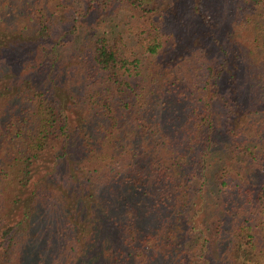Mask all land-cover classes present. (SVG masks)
I'll return each instance as SVG.
<instances>
[{"label":"trees","instance_id":"obj_1","mask_svg":"<svg viewBox=\"0 0 264 264\" xmlns=\"http://www.w3.org/2000/svg\"><path fill=\"white\" fill-rule=\"evenodd\" d=\"M94 1L138 16L126 22L136 45L105 31L63 67L59 48L79 27L54 37L64 0H0V264H214L199 219L216 105L236 122L246 96L264 103L253 59L264 40L177 37L154 20L164 0H91L89 12ZM192 1L194 28L208 18ZM230 136L232 155L264 163V136L260 151ZM220 174L229 250L216 264H264V181L228 164Z\"/></svg>","mask_w":264,"mask_h":264},{"label":"rangeland","instance_id":"obj_2","mask_svg":"<svg viewBox=\"0 0 264 264\" xmlns=\"http://www.w3.org/2000/svg\"><path fill=\"white\" fill-rule=\"evenodd\" d=\"M1 1H3V7L10 8V0ZM90 1L64 0L63 2L62 16L58 29L54 31V37L66 32H75L76 30L73 31L75 24H78L79 27L77 35L75 34L71 39L66 40L64 45L59 48V55L61 56L60 63L62 65H67L82 45L91 46L97 37L105 31L111 33L113 36L122 37L124 42L131 46L136 45V42L132 41L133 35L129 31L131 28L127 26L126 22L129 20V25L131 22L138 21L137 15L134 18H130L129 15H125L124 11H115L113 6L108 7L105 11L103 10L101 2L96 3L95 1L93 4L96 9L89 12L92 4ZM247 1L251 0H202L201 13L207 16L208 19H199V22H197L199 27L194 26L193 28V23L197 17L194 18L195 12L193 11L195 10V6L192 0H164L157 5V8L159 7L163 13H156L154 20L160 21L162 27L170 32H174L177 34V37L183 35L184 31L189 33V30L193 34L198 33V37L203 40L210 34L222 36L221 41L223 42L228 41L229 36L231 38L236 36L240 40L238 43H242V47H246L250 46L246 41H252L257 36L261 40H264L259 37L264 33V1L257 0L261 4L255 7H251V2ZM236 3L240 4V7H235ZM17 7L21 11L22 7ZM149 9H152V7ZM208 24H212V28H207ZM186 44H188V40H184L178 50L182 52ZM253 59L257 62L263 61L264 44L258 46L253 53ZM227 77L229 78V75ZM227 81L228 88H230L231 84L229 79ZM246 98L249 102V104H246L248 111L244 113L246 116H242L236 122L229 120V110H224L225 106L222 102L216 105L218 123L215 142L217 146L211 155L208 172L209 184L204 194L203 217L199 219L211 248L208 256L212 261H215L214 264L218 262L217 259L219 257L227 256L229 250V242L226 237L228 236V228L230 225L222 222L227 210L224 206L222 195L220 194L221 191L219 190L221 169L224 165H233L245 177L250 178L255 184V187H259L261 182L264 181V163L262 161L259 163H245L241 157L232 155L231 152L233 146L231 147L230 145L232 142L230 132L232 131L240 134L237 142L241 143L244 140H248L258 146L257 150L260 151L262 148L259 137L264 136V103L252 100L248 96ZM176 99L177 95L171 97V101H175ZM227 100H229L228 97ZM170 136L172 137V134ZM128 144L126 143L127 146H129ZM83 145L82 132L77 131L75 140L70 147V158L73 159L72 161H78L80 159ZM192 199L195 198L193 197ZM194 202L192 201V203ZM193 215L194 209L190 207L189 217L191 218ZM191 241H193L191 237H185L179 242L187 245Z\"/></svg>","mask_w":264,"mask_h":264}]
</instances>
